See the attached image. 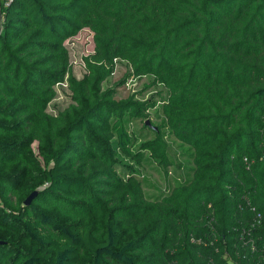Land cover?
I'll list each match as a JSON object with an SVG mask.
<instances>
[{
    "label": "trees",
    "instance_id": "trees-1",
    "mask_svg": "<svg viewBox=\"0 0 264 264\" xmlns=\"http://www.w3.org/2000/svg\"><path fill=\"white\" fill-rule=\"evenodd\" d=\"M2 11L0 264H264V0Z\"/></svg>",
    "mask_w": 264,
    "mask_h": 264
},
{
    "label": "rangeland",
    "instance_id": "rangeland-1",
    "mask_svg": "<svg viewBox=\"0 0 264 264\" xmlns=\"http://www.w3.org/2000/svg\"><path fill=\"white\" fill-rule=\"evenodd\" d=\"M2 30V24L0 25V31ZM65 45L68 48L69 51V57H70V63L72 66V71L77 77H81L84 72L86 71L85 66V59L89 56L90 53L93 52V41H92V32L88 28L81 29L78 33L75 35H72L68 37L65 40ZM115 70L112 73L110 77V81L119 77L121 75V72L125 69L123 62H117L115 65ZM134 80H129L124 88H120L121 93H127L132 92L134 89L132 87L134 84ZM57 93L55 98H53L49 104V110H55L59 108H63L68 105L70 95L69 90L66 85L59 83L56 84ZM31 146L33 148V151L35 154L38 153V141L34 140L31 143ZM12 158V156H9ZM154 179L157 180L159 184H163L164 180L161 176H158L157 174L154 175ZM44 198H49V196L43 195L39 196V200H44ZM1 202V200H0Z\"/></svg>",
    "mask_w": 264,
    "mask_h": 264
},
{
    "label": "built area",
    "instance_id": "built-area-1",
    "mask_svg": "<svg viewBox=\"0 0 264 264\" xmlns=\"http://www.w3.org/2000/svg\"><path fill=\"white\" fill-rule=\"evenodd\" d=\"M11 0H0V25L2 23V19H3V7L7 6L9 4ZM64 85H66L65 83H62ZM259 218H261V215L258 213L257 215ZM262 260L264 261V254L262 255Z\"/></svg>",
    "mask_w": 264,
    "mask_h": 264
},
{
    "label": "water",
    "instance_id": "water-1",
    "mask_svg": "<svg viewBox=\"0 0 264 264\" xmlns=\"http://www.w3.org/2000/svg\"><path fill=\"white\" fill-rule=\"evenodd\" d=\"M37 190H33L24 200V204H29L34 196L37 194Z\"/></svg>",
    "mask_w": 264,
    "mask_h": 264
}]
</instances>
